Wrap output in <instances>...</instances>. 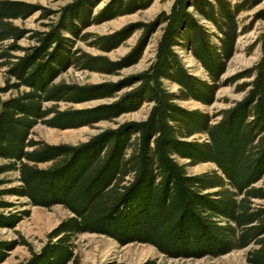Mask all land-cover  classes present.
<instances>
[{
  "label": "trees",
  "instance_id": "16d2710c",
  "mask_svg": "<svg viewBox=\"0 0 264 264\" xmlns=\"http://www.w3.org/2000/svg\"><path fill=\"white\" fill-rule=\"evenodd\" d=\"M100 1L71 0L50 20L47 31L31 33L36 44L14 58L11 53L21 51L16 42L24 30L10 21L26 19L36 11L39 19L46 20L54 13L21 1L0 0V44L9 41L0 50V66L6 68L0 95L27 89L13 98H0V158L7 160L0 173L17 172L16 196L44 208L61 205L70 213L23 264H74L70 241L81 233L105 235L121 245L148 244L173 258L217 257L245 250L247 264H264V205H253L254 200H264V186L256 185L264 178V30L257 38L256 64L226 81L251 77L248 85L238 86L239 91L248 87L245 95L219 111L217 121L174 103L213 102L214 84L232 56L235 40L245 32L236 15L259 0H241L232 6L226 0H172L168 13H159L150 23L104 36L80 35L89 25L145 9L152 2L109 0L91 15ZM189 9L215 28L216 44ZM161 24L153 58L140 73L117 83H54L68 68L110 74L136 63ZM136 28L140 35L135 45L117 62L73 49L74 38L91 39L92 47L109 52ZM176 47L190 53L211 84L185 72L173 51ZM11 79L14 82L9 83ZM162 80L175 83L178 90H165ZM135 84L109 105L56 108L57 103L108 98ZM44 103L52 104L44 107ZM143 103L150 104L144 120L106 129L77 146L47 145L28 138L38 123L60 130L90 126L133 112ZM195 135L202 136V141L192 139ZM175 157L185 163H177ZM45 163L47 168L37 167ZM203 163L215 169L186 174L185 166ZM7 250L8 245L0 243V262Z\"/></svg>",
  "mask_w": 264,
  "mask_h": 264
},
{
  "label": "rangeland",
  "instance_id": "374dc122",
  "mask_svg": "<svg viewBox=\"0 0 264 264\" xmlns=\"http://www.w3.org/2000/svg\"><path fill=\"white\" fill-rule=\"evenodd\" d=\"M21 1L44 8L54 13L49 19H39L36 11L26 19L11 20L10 23L24 30V35L16 42V46L21 51L11 53L14 58L21 56L22 52L31 48L36 44L34 35L31 33H42L47 31V24L50 20H55L56 13L71 0H10ZM109 0H101L92 8L91 15L103 8ZM231 6L239 3L241 0H226ZM172 0H152L151 4L145 9L137 10L130 14H124L112 19L106 20L99 24H92L85 27L80 35L89 33L94 36H104L114 33L121 28L133 24L150 23L159 13H168ZM188 12L192 15V10ZM193 16V15H192ZM195 20L202 24L209 34V40L212 44H216V30L207 23L201 22L196 16ZM236 21L240 28H245V32L241 33L234 42L232 56L224 63V70L214 84L216 90L213 95V102L210 105H203L193 100L175 101L174 103L186 110H197L205 113L212 118V122L218 120L217 113L221 110L230 108L234 103L239 102L247 88L239 91L238 86L241 84H249L251 77H241L237 80L228 79L235 78V75L242 74L250 70L260 57V48L257 38L264 30V0L252 6L251 8L240 11L236 15ZM138 28V27H137ZM132 29L128 37L116 48L109 52H102L92 47L91 39L82 41L81 39H73V49L89 55L103 56L110 62H117L126 57L130 49L135 45L140 35L139 29ZM163 25H159L155 31L149 36L146 46L144 47L139 59L136 63L124 66L110 74L88 72L74 70L68 68L60 73L54 80V83L72 84V85H97L101 83H117L127 76H133L145 70L153 58V49L157 41ZM68 36V35H67ZM9 41L0 44V50L8 44ZM177 59L182 68L189 75L207 83L212 82L206 76L200 64L190 55L187 50L182 48H174ZM5 67L0 66V88L4 86ZM14 82L12 79L9 83ZM162 87L169 92H176L178 86L170 81L162 80ZM137 85H131L121 88L113 93L111 97L92 100L82 103H57L56 108L63 110H84L91 109L100 105H109L115 102L121 95L130 92ZM25 87L17 90L10 89L0 95L2 100L13 98L20 92H25ZM52 103H44V107L50 106ZM150 104L143 103L133 112L123 113L110 121H99L90 126H82L71 129H55L49 128L41 123L36 124L29 132L28 138L33 141H40L47 145H67L77 146L87 142L90 138L99 134L106 129H114L119 124L125 122H139L144 120ZM192 139L202 141L203 137L195 135ZM29 150V149H27ZM177 163L184 164L185 161L174 158ZM7 164V160L0 158V166ZM48 163L39 164L37 167L45 169ZM215 169L212 164L203 163L196 166H185L184 170L187 175H195ZM17 172L10 171L0 173V243L8 245L9 250L4 251V259L0 264H23L29 257L30 253H36L47 241V234L61 220L70 216V213L61 205H53L49 208L34 206L25 197H19L13 191L19 187L20 183L17 179ZM256 185L264 186V178ZM253 205H264V200H254ZM3 218V219H1ZM72 254L75 258L74 264H142L145 261H152L153 264H247L245 261V250H233L221 256L206 255L203 257H168L159 253L154 247L148 244L138 242H130L119 244L116 240L105 235L96 233H81L71 237L70 241ZM72 264V263H68Z\"/></svg>",
  "mask_w": 264,
  "mask_h": 264
}]
</instances>
